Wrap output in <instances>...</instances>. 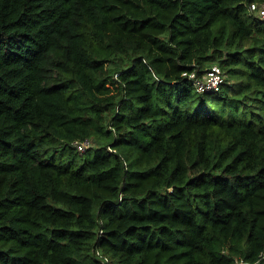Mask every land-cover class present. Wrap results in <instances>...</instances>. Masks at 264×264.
Returning a JSON list of instances; mask_svg holds the SVG:
<instances>
[{
  "label": "trees",
  "instance_id": "1",
  "mask_svg": "<svg viewBox=\"0 0 264 264\" xmlns=\"http://www.w3.org/2000/svg\"><path fill=\"white\" fill-rule=\"evenodd\" d=\"M253 3L0 0V264H264Z\"/></svg>",
  "mask_w": 264,
  "mask_h": 264
},
{
  "label": "built area",
  "instance_id": "2",
  "mask_svg": "<svg viewBox=\"0 0 264 264\" xmlns=\"http://www.w3.org/2000/svg\"><path fill=\"white\" fill-rule=\"evenodd\" d=\"M251 8L264 16V5H257L253 3ZM183 75L192 82L195 89L200 93L214 92L225 82V74L218 64H213L210 68L204 70L202 75H198L194 70L185 71ZM74 145L79 152L85 151L91 146L89 138L84 140L74 141ZM238 264H245L243 261Z\"/></svg>",
  "mask_w": 264,
  "mask_h": 264
}]
</instances>
